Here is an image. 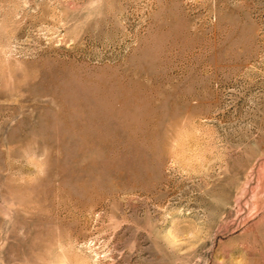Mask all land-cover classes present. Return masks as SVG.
<instances>
[{"label":"rangeland","instance_id":"rangeland-1","mask_svg":"<svg viewBox=\"0 0 264 264\" xmlns=\"http://www.w3.org/2000/svg\"><path fill=\"white\" fill-rule=\"evenodd\" d=\"M0 264H264V0H0Z\"/></svg>","mask_w":264,"mask_h":264}]
</instances>
